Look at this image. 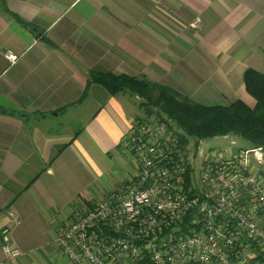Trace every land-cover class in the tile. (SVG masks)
<instances>
[{"label": "crops", "instance_id": "0c3cea01", "mask_svg": "<svg viewBox=\"0 0 264 264\" xmlns=\"http://www.w3.org/2000/svg\"><path fill=\"white\" fill-rule=\"evenodd\" d=\"M4 3L32 29L0 6V109L14 113L0 114V264H70L58 228L134 172L122 144L145 117L141 101L95 84L79 101L90 73L144 78L195 104L254 107L242 76L264 74V0ZM6 227L23 255L14 260L1 252Z\"/></svg>", "mask_w": 264, "mask_h": 264}, {"label": "built area", "instance_id": "2783aa9c", "mask_svg": "<svg viewBox=\"0 0 264 264\" xmlns=\"http://www.w3.org/2000/svg\"><path fill=\"white\" fill-rule=\"evenodd\" d=\"M189 141L181 143L155 117L135 118L122 144L133 174L83 202L82 213L58 228L60 254L71 264H264L257 259L264 254L262 149L234 152ZM229 146L235 147L231 139ZM8 217L18 225L12 211ZM10 242L6 227L1 252L15 258L20 253Z\"/></svg>", "mask_w": 264, "mask_h": 264}, {"label": "trees", "instance_id": "16d2710c", "mask_svg": "<svg viewBox=\"0 0 264 264\" xmlns=\"http://www.w3.org/2000/svg\"><path fill=\"white\" fill-rule=\"evenodd\" d=\"M0 6L2 11L22 27L32 29L30 24L7 10L4 0H0ZM35 34L42 42L50 45L40 33L35 31ZM242 81L246 94L255 102L253 108L241 101L227 106L195 104L166 86L151 83L144 78L111 73H90L86 89L79 101L84 100L89 87L95 84L101 86L110 96L129 94L140 99L145 103H141L145 118L151 116V107L161 111L166 119L163 122L178 133L179 141L183 144H187V139L198 144L208 139L234 136L241 138L250 148H260L264 153V74L246 69ZM0 114L14 115L3 109H0ZM64 148L66 147L58 152ZM190 182L188 177L187 184L190 185ZM181 227L183 229V224ZM257 259L264 263V254L260 252Z\"/></svg>", "mask_w": 264, "mask_h": 264}, {"label": "rangeland", "instance_id": "374dc122", "mask_svg": "<svg viewBox=\"0 0 264 264\" xmlns=\"http://www.w3.org/2000/svg\"><path fill=\"white\" fill-rule=\"evenodd\" d=\"M199 20V19H198ZM200 22V21H199ZM198 25V24H197ZM197 28V26H196ZM243 77V76H242ZM243 83V81H242ZM141 101V100H140ZM143 103V102H141ZM145 104V103H143ZM142 104V105H143ZM151 116H148L147 118H150L152 119L153 117H155V120L156 122H163V120L165 121V115L160 111L158 112V110L156 108H153L151 107ZM145 115V114H143ZM140 118H144V117H140ZM164 123V122H163ZM167 125V124H166ZM223 137H218V138H213V139H208V140H204L203 141V145L205 148H218L219 150H222V149H227V148H231L233 149V151H237V150H240V151H243V150H246V149H254V148H250L249 145L243 141L241 138H238V137H234V136H229V138H227L226 140L222 139ZM230 139L232 140V142L234 143L235 142V147L233 146H229V141ZM189 144L190 145H193L194 142L193 141H189ZM197 145V144H196ZM236 148V149H235ZM259 170L261 171V173L263 174L262 176V179L264 180V155H263V162H262V165L260 166ZM16 251H18L17 249H14ZM58 250V249H57ZM19 252V251H18ZM59 252V251H58ZM20 253V252H19ZM60 253V252H59ZM4 255V254H3ZM61 255V254H60ZM5 256V255H4ZM23 256L22 253H20L19 256H16L15 258H9L7 256H5L7 259L9 260H14V259H17L19 257ZM62 256V255H61ZM63 257V256H62ZM69 262V261H68ZM70 263V262H69ZM71 264V263H70Z\"/></svg>", "mask_w": 264, "mask_h": 264}]
</instances>
